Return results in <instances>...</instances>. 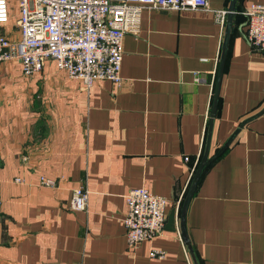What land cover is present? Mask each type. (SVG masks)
Wrapping results in <instances>:
<instances>
[{
  "label": "crops",
  "instance_id": "0c3cea01",
  "mask_svg": "<svg viewBox=\"0 0 264 264\" xmlns=\"http://www.w3.org/2000/svg\"><path fill=\"white\" fill-rule=\"evenodd\" d=\"M249 3L264 0H234L208 156L231 139L187 204L188 244L179 213L204 148L225 24L203 10H143L138 33L122 38L121 83L87 91L51 60L28 76L0 63V264H188L185 253L191 264H264V51L242 36ZM11 13L0 34L13 38ZM77 186L88 191L82 211L68 207ZM136 187L167 201L161 233L130 251L124 195Z\"/></svg>",
  "mask_w": 264,
  "mask_h": 264
},
{
  "label": "built area",
  "instance_id": "2783aa9c",
  "mask_svg": "<svg viewBox=\"0 0 264 264\" xmlns=\"http://www.w3.org/2000/svg\"><path fill=\"white\" fill-rule=\"evenodd\" d=\"M13 5L17 36L0 34V63L14 60L28 76L51 60L57 70L79 80L86 91L98 80L121 83L122 38L126 33H138L143 10H203L212 14L220 28L227 12L209 8L207 0H0V24L9 20ZM242 14L243 38L254 50L264 51V4L249 3ZM38 181L53 185L44 176ZM87 199L86 188L77 186L71 191L68 207L85 210ZM166 201L144 187L126 192L122 224L128 250L161 233ZM148 255L162 259L164 251L151 249ZM185 257L191 264L187 253Z\"/></svg>",
  "mask_w": 264,
  "mask_h": 264
},
{
  "label": "water",
  "instance_id": "95a60500",
  "mask_svg": "<svg viewBox=\"0 0 264 264\" xmlns=\"http://www.w3.org/2000/svg\"><path fill=\"white\" fill-rule=\"evenodd\" d=\"M234 0H230V4L228 7V10L226 12V17H225V28H224V38H223V42H222V48H221V56L219 59V63H218V67H217V72H216V77H215V84H214V89H213V95H212V100H211V106H210V110H209V120H208V124H207V130H206V135H205V143H204V148H203V153L202 156L199 160V163L196 167V170L190 180V183L188 185V188L185 192L184 198L182 200L181 203V208H180V213H179V219H180V230L182 233V237L184 239V242L186 244L187 243V239L185 236V231H184V216H185V211L187 208V204L190 200V197L192 196V193L194 191V187L196 185V182L198 180L199 177V173L203 167V165H205L206 163L210 162L212 159H214L225 147L226 145L229 143V140L231 139V137H229L227 139V141L215 152V154L211 157L208 156V147H209V138H210V129H211V122H212V117L214 115V111H215V107H216V100H217V95H218V86L220 83V77H221V73H222V66H223V61H224V52H225V46H226V41L228 38V34H229V30H230V26H231V17H232V13L234 10ZM242 124L244 122H241ZM237 130L234 131V133H236Z\"/></svg>",
  "mask_w": 264,
  "mask_h": 264
},
{
  "label": "trees",
  "instance_id": "16d2710c",
  "mask_svg": "<svg viewBox=\"0 0 264 264\" xmlns=\"http://www.w3.org/2000/svg\"><path fill=\"white\" fill-rule=\"evenodd\" d=\"M241 16H242V23L245 21V18H244V16L241 14ZM216 104H217V100H216ZM202 153H203V150H202ZM202 153L200 154V157H199V159H198V161L196 162V164L194 165V167H193V171H192V176H193V174H194V172H195V170H196V167H197V165H198V163H199V160H200V158H201V156H202ZM215 153H213V154H211L209 157H211V156H213ZM214 159H212L210 162H208V163H206L205 165H203V167H202V169H201V171H200V173H199V177H198V180H197V182H196V184H198V182H199V180H200V178H201V176H202V174H203V172H204V170L212 163V161H213ZM192 176H191V178H192ZM185 195V194H184Z\"/></svg>",
  "mask_w": 264,
  "mask_h": 264
},
{
  "label": "rangeland",
  "instance_id": "374dc122",
  "mask_svg": "<svg viewBox=\"0 0 264 264\" xmlns=\"http://www.w3.org/2000/svg\"><path fill=\"white\" fill-rule=\"evenodd\" d=\"M12 13H11V18L13 19L14 17H15V13H16V8H15V6L13 5V7H12Z\"/></svg>",
  "mask_w": 264,
  "mask_h": 264
}]
</instances>
